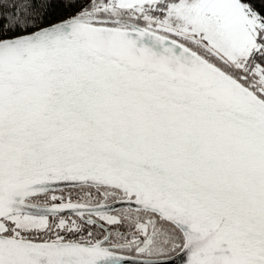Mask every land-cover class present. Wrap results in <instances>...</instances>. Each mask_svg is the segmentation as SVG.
Segmentation results:
<instances>
[{
  "label": "snow or ice",
  "instance_id": "obj_1",
  "mask_svg": "<svg viewBox=\"0 0 264 264\" xmlns=\"http://www.w3.org/2000/svg\"><path fill=\"white\" fill-rule=\"evenodd\" d=\"M0 264H264V0H0Z\"/></svg>",
  "mask_w": 264,
  "mask_h": 264
}]
</instances>
